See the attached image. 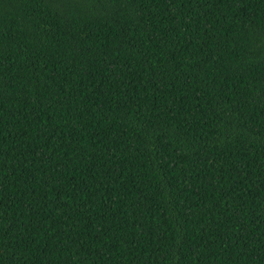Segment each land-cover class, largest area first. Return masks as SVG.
<instances>
[{
    "label": "trees",
    "instance_id": "obj_1",
    "mask_svg": "<svg viewBox=\"0 0 264 264\" xmlns=\"http://www.w3.org/2000/svg\"><path fill=\"white\" fill-rule=\"evenodd\" d=\"M0 264H264V0H0Z\"/></svg>",
    "mask_w": 264,
    "mask_h": 264
}]
</instances>
